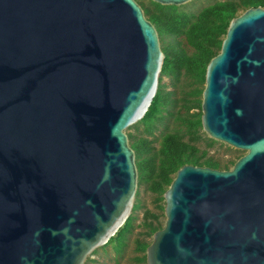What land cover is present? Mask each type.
Here are the masks:
<instances>
[{"label":"water","instance_id":"water-1","mask_svg":"<svg viewBox=\"0 0 264 264\" xmlns=\"http://www.w3.org/2000/svg\"><path fill=\"white\" fill-rule=\"evenodd\" d=\"M164 56L136 0H0V264H85L132 213L127 130ZM201 127L245 153L177 169L145 262L264 264V6L231 18L208 61Z\"/></svg>","mask_w":264,"mask_h":264},{"label":"trees","instance_id":"trees-1","mask_svg":"<svg viewBox=\"0 0 264 264\" xmlns=\"http://www.w3.org/2000/svg\"><path fill=\"white\" fill-rule=\"evenodd\" d=\"M139 4L157 29L165 56L157 91L142 118L128 128H133V131L127 133L130 146L135 151L139 186L153 194L157 207L163 210V193L183 164L229 168V164L221 165L219 160L208 155L206 148L201 149L195 143L203 133L201 93L205 69L211 57L219 51L231 18L248 7L264 6V0H214L197 11L162 5L152 0L147 6L140 1ZM164 78L173 87L181 79L192 86L180 90L182 96L177 97L175 88L166 89L168 83L163 81ZM193 108L198 110L191 111ZM205 140L207 146L216 142L209 137ZM235 160H231V164ZM142 207L144 203L138 189L132 213L103 246L112 244L115 253L121 254L134 228V211ZM161 216L157 211L144 208L140 225L145 237L134 239V249L139 252L134 257L136 264H146V247L153 233L164 224ZM95 253L96 250L92 252ZM92 262L94 260L89 257L85 264Z\"/></svg>","mask_w":264,"mask_h":264},{"label":"rangeland","instance_id":"rangeland-1","mask_svg":"<svg viewBox=\"0 0 264 264\" xmlns=\"http://www.w3.org/2000/svg\"><path fill=\"white\" fill-rule=\"evenodd\" d=\"M138 2L140 1L144 5H148L149 0H137ZM214 0H190L189 2L180 5L183 9L185 10H191V11H197L200 9L202 6L213 2ZM241 13V12H240ZM164 82L168 83V86L166 87L167 90L175 88L177 93V97H181L182 93L180 90H187L191 86L189 84H186L183 79L177 82L176 86L173 87L167 78H164ZM182 103V101H181ZM197 111L198 108H193L191 111ZM172 127V125H170ZM128 131H133V128H130L127 130ZM203 132L201 134L200 139H198L195 143L198 147L201 149L206 148L208 150V155L213 156L215 159L219 160L221 162V165L224 164H229V168L232 166L231 160L237 159L239 156L245 153V150L238 149L235 147H232L228 144H225L220 141H216L213 145L207 146L205 137H208L207 134L202 130ZM225 169V168H223ZM141 190V197L143 199L144 207L140 209H136L134 213L136 214V218L134 220V228L132 232L128 236L127 244L121 254H116L114 251V248L112 244H108L106 246H101L96 249V253L92 254L90 256L91 259L94 260L92 264H136L134 257L139 254L134 247V239L136 237L143 238L144 236V231L143 227L140 225L141 220H142V214L144 208H150L151 210L157 211L162 216L160 217L161 221H165V216H164V210H161L160 208L157 207L158 202L154 200V195L145 192L142 190V186L139 188ZM164 201V200H163ZM163 201L160 203L162 204ZM147 239H151V237H148Z\"/></svg>","mask_w":264,"mask_h":264},{"label":"flooded vegetation","instance_id":"flooded-vegetation-1","mask_svg":"<svg viewBox=\"0 0 264 264\" xmlns=\"http://www.w3.org/2000/svg\"><path fill=\"white\" fill-rule=\"evenodd\" d=\"M137 1V0H136ZM138 2V1H137Z\"/></svg>","mask_w":264,"mask_h":264}]
</instances>
